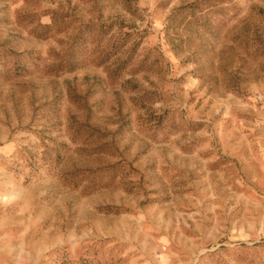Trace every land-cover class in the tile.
Segmentation results:
<instances>
[{
	"label": "rangeland",
	"instance_id": "374dc122",
	"mask_svg": "<svg viewBox=\"0 0 264 264\" xmlns=\"http://www.w3.org/2000/svg\"><path fill=\"white\" fill-rule=\"evenodd\" d=\"M0 264H264V0H0Z\"/></svg>",
	"mask_w": 264,
	"mask_h": 264
},
{
	"label": "trees",
	"instance_id": "16d2710c",
	"mask_svg": "<svg viewBox=\"0 0 264 264\" xmlns=\"http://www.w3.org/2000/svg\"><path fill=\"white\" fill-rule=\"evenodd\" d=\"M186 7H182V9H185ZM181 9V8H180ZM61 23V20H57L56 18V14L53 13L52 16H51V23L50 24H46V25H43L46 30H50V29H53L55 26H58L60 25ZM89 26H84V29L80 30V32L77 33L75 39H74V42L76 44H79V41L81 40L82 36H89V34L91 35V32L89 33V30H86ZM86 36V37H87ZM86 40V39H85ZM77 52V50L72 47L70 48V50L65 54L66 55V58L63 59V61L59 62L58 65H62V70L64 71H71L75 68L76 66V60L77 58H75L76 56L74 55L75 53Z\"/></svg>",
	"mask_w": 264,
	"mask_h": 264
}]
</instances>
